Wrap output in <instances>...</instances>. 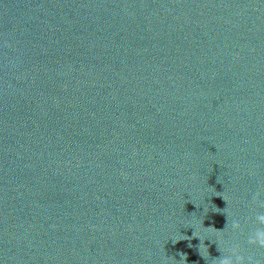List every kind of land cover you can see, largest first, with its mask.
<instances>
[{
    "label": "clouds",
    "instance_id": "1",
    "mask_svg": "<svg viewBox=\"0 0 264 264\" xmlns=\"http://www.w3.org/2000/svg\"><path fill=\"white\" fill-rule=\"evenodd\" d=\"M256 222L262 226L258 227L253 235L252 238L249 239L248 243L250 245H256L261 248H264V214H257L256 216ZM233 229H239L240 224L239 222H233L232 224ZM210 228L212 231H215L217 233L222 232L223 230H217L214 227H207ZM186 260V257H185ZM219 264H255V262L252 260L251 257L247 258V261L244 256L237 255L235 260L231 258H223L222 256L218 258ZM185 264V262H184Z\"/></svg>",
    "mask_w": 264,
    "mask_h": 264
}]
</instances>
